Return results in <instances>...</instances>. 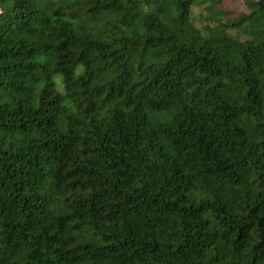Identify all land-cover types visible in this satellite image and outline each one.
<instances>
[{"label": "trees", "instance_id": "obj_1", "mask_svg": "<svg viewBox=\"0 0 264 264\" xmlns=\"http://www.w3.org/2000/svg\"><path fill=\"white\" fill-rule=\"evenodd\" d=\"M227 3L0 0V264H264V0Z\"/></svg>", "mask_w": 264, "mask_h": 264}, {"label": "rangeland", "instance_id": "obj_2", "mask_svg": "<svg viewBox=\"0 0 264 264\" xmlns=\"http://www.w3.org/2000/svg\"><path fill=\"white\" fill-rule=\"evenodd\" d=\"M227 6L229 9L233 10H242L243 6L241 3V0H228ZM201 10L199 8L194 7L193 8V22L200 28H203L204 23L201 19ZM58 85H60V78H55ZM59 90L61 91V87L59 86Z\"/></svg>", "mask_w": 264, "mask_h": 264}]
</instances>
